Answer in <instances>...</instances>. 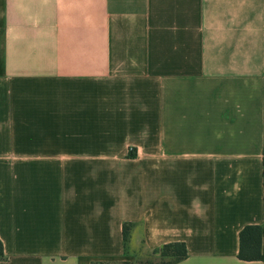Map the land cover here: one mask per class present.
<instances>
[{"label": "crops", "instance_id": "obj_1", "mask_svg": "<svg viewBox=\"0 0 264 264\" xmlns=\"http://www.w3.org/2000/svg\"><path fill=\"white\" fill-rule=\"evenodd\" d=\"M248 224L264 0H0V264H264Z\"/></svg>", "mask_w": 264, "mask_h": 264}, {"label": "trees", "instance_id": "obj_2", "mask_svg": "<svg viewBox=\"0 0 264 264\" xmlns=\"http://www.w3.org/2000/svg\"><path fill=\"white\" fill-rule=\"evenodd\" d=\"M126 225L122 226V236L125 239ZM264 228L262 225L248 224L238 231V249L236 257L240 260H262L264 257L263 248ZM151 253H157L161 259L159 264H173L186 256V250L182 242H170L153 249ZM2 244L0 242V260L3 259ZM124 264H129L126 261ZM143 264H152L144 260Z\"/></svg>", "mask_w": 264, "mask_h": 264}, {"label": "rangeland", "instance_id": "obj_3", "mask_svg": "<svg viewBox=\"0 0 264 264\" xmlns=\"http://www.w3.org/2000/svg\"><path fill=\"white\" fill-rule=\"evenodd\" d=\"M144 260H149L152 264H159L161 259L157 253H150L148 255H139L137 257H134L132 261H128L129 264H143ZM124 261H118L110 264H124ZM127 262V263H128Z\"/></svg>", "mask_w": 264, "mask_h": 264}]
</instances>
